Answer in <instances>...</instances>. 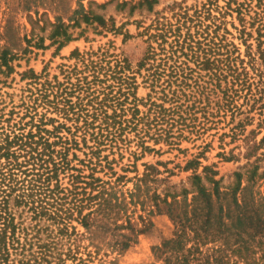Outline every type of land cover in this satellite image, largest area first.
I'll list each match as a JSON object with an SVG mask.
<instances>
[{"label":"trees","instance_id":"1","mask_svg":"<svg viewBox=\"0 0 264 264\" xmlns=\"http://www.w3.org/2000/svg\"><path fill=\"white\" fill-rule=\"evenodd\" d=\"M143 1L151 10L156 0ZM218 1L207 0L191 13L179 7L175 20L161 16L144 27L147 45L137 65L145 70L146 100L137 97L135 82L129 100L128 92L122 90V76L117 77V90L112 83L103 89L88 86L75 101L69 98L67 86L45 81L19 119L12 116L13 111L8 117L0 112V264H115L117 255L152 224L151 215L161 211L173 219L176 230L156 247L160 264L237 260L264 264V248L257 257L253 244L247 243L258 238L264 244V212L259 206L264 195L254 192L257 195H252L249 206L243 193L248 183L264 176V169L258 172L264 159V134L257 139L264 129V0H224L223 5ZM71 12L67 23L60 15L49 21L48 37L58 42V48L72 39L68 28L80 18L106 24L102 15L86 9L83 0ZM35 13L33 28L44 20L43 14ZM227 15L238 24L227 21ZM43 39L40 35L35 46L44 47ZM15 57L3 48L0 64L11 71ZM25 75L38 82L32 68ZM38 105L59 111L71 124L59 122L50 129L44 113L35 121L32 111ZM26 116L30 119L23 123ZM227 116L235 121L230 128L233 138L258 118L243 139L247 151L242 167L246 169L233 172L231 189L219 184L222 177H216L214 164L198 171L202 165L198 158L184 166L191 169L190 190L176 189L168 179L171 172L160 176L163 172L157 164L161 161L143 163V172L133 177L114 170L115 157L109 155L115 149L135 141L141 155L160 153L162 146L156 147L160 144L182 150L183 140L194 139ZM82 147L88 150L79 159L75 150ZM233 156L223 155L225 160ZM244 174L247 184L242 185ZM129 181L133 186L123 189ZM222 195L232 198V206L219 204ZM230 234L242 243L236 241L228 253L227 240L220 243L216 235ZM208 238L219 242L210 255L204 248Z\"/></svg>","mask_w":264,"mask_h":264},{"label":"rangeland","instance_id":"2","mask_svg":"<svg viewBox=\"0 0 264 264\" xmlns=\"http://www.w3.org/2000/svg\"><path fill=\"white\" fill-rule=\"evenodd\" d=\"M78 1L0 0V51L6 48L9 50V54H16V57L10 61L11 71L5 65L0 64V112L3 113L4 117H8L10 111L14 112L12 116L16 120L23 116L27 107L32 105V100L41 93V89H43L41 84L45 81H50L53 85L56 84L61 88L67 86V91L72 94L69 98L75 101L76 96H82L83 90L88 86L91 87L89 90L103 89L112 83L115 85L114 91L117 90V77L122 76L124 79L122 90L128 92L129 100L132 99L131 91L134 90L132 87L134 82L137 84L135 89L137 97L146 100L149 87L143 82L145 70H138L137 65L147 45L146 34L142 33L144 27L150 24L153 19L161 18V16L172 17L175 20L177 13L175 11L179 7L187 8L191 13L196 6L207 0H156L151 10L148 9L143 0H83L86 9L102 15L106 24L102 25L96 20L86 22L80 18L74 26L68 28L69 32L72 33V39L58 48V42L52 43L51 38L48 37L51 28L49 21H53L55 16L60 15L67 23L66 17L74 14L71 10L78 9ZM218 3L223 5L224 0H219ZM36 11H38L39 17L43 14L44 20L40 21L39 26L36 25L33 28L32 19H36ZM76 16L79 14L77 13ZM226 20H233L238 24V20L232 16L227 15ZM228 27L234 31L231 23H228ZM116 28L119 30L116 31ZM124 33L129 36L125 37ZM40 35L44 36V47L35 46ZM235 41L239 42L238 39ZM241 48L244 50V46ZM114 67V70L119 72L114 71ZM29 68H32L39 75L37 83H35V79L26 75L23 76ZM105 72H107L106 75ZM105 78L108 80L100 81ZM45 86H47L46 83ZM54 88L56 89V87ZM50 98L52 97L50 96ZM139 107L144 109L141 102H139ZM34 112L35 121L43 113L45 114L44 120L50 119L46 124V127L50 129L59 122L71 124V121H67L62 113L43 105H38L32 111V113ZM229 117L227 116L217 125L207 127L203 133L196 135L194 139L183 140L180 145L182 150L169 149L167 145L160 144L156 145L157 148L162 146L160 153L146 152L141 155L140 148L135 145V141H132L129 146L115 149L114 153L109 155L110 158L115 157L114 170L118 174L133 177L135 174L143 172V163L156 164L161 161L160 164H157L163 172L160 176H166L171 172L168 179L170 183L176 185V189L180 190L182 186H185L190 190L193 187L188 179L191 169L185 170L184 166L188 160L198 158L202 162L198 171L203 169V165L214 164L218 170L216 177H222L219 184L223 188L231 189L235 184L233 172L235 170L243 172L246 169V167H242L246 162L244 154L247 151L243 139L251 128L256 127L258 118L253 124L247 125L244 133H239L233 138L230 128L235 121L230 122ZM262 117H264V112ZM29 119L30 116L24 117L23 123ZM29 126L30 123L27 124V128ZM73 130L72 128L71 131ZM260 131L257 139H260L264 134V129ZM61 133L69 135L65 130H62ZM78 140L80 141L79 145H83L81 138ZM88 144L91 142L88 141ZM87 150L86 147H82L81 150L76 149L77 157L79 159L84 158V151ZM103 153L109 152L104 151ZM231 154L235 155L233 156L234 159H224L223 155ZM253 159L254 157L251 158V160ZM73 162L81 164L77 159ZM260 163L261 167L258 172L264 169V159ZM99 175H103V172H99ZM104 177L106 178L107 175ZM245 178L244 174L242 185L247 184ZM132 186L133 181H129L123 186V189L126 190ZM254 192L258 195H264V176L257 179L255 183H248L247 188L243 191L244 199L249 203V206L252 202V195H257H254ZM191 195L192 193L189 194L190 197ZM222 196L224 197L221 198L219 204L227 207L232 206V198L229 195ZM259 206H261L260 211L264 212V203L259 204ZM151 220L152 224L139 235L137 242L123 254L117 255L115 264H160L161 259L158 260L157 258L156 247L174 236L176 226L173 219L165 211L153 213ZM88 235L92 237V233ZM231 235H216L220 243L227 240L228 244L224 248L228 249L225 250L228 253L235 248L233 245L236 241L242 243V240H237L235 236L232 237ZM242 237L244 239L245 234H242ZM210 239L208 238L207 241L209 242L204 245L205 249L208 247L206 250L208 255L214 253L216 243L219 245V242H210ZM258 240V238H249L247 242L253 244L252 248L257 252V257L260 255L261 249L264 248V244L258 243ZM230 264H243V261L237 260L230 262Z\"/></svg>","mask_w":264,"mask_h":264}]
</instances>
